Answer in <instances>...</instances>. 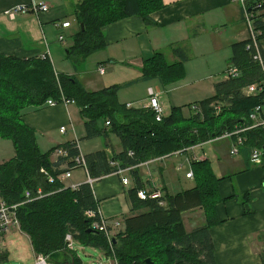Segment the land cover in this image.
<instances>
[{"label":"trees","instance_id":"obj_1","mask_svg":"<svg viewBox=\"0 0 264 264\" xmlns=\"http://www.w3.org/2000/svg\"><path fill=\"white\" fill-rule=\"evenodd\" d=\"M161 7L160 0H79L75 13L79 31L68 58L85 60L103 50L104 28L119 20L140 16L147 25H154L151 15ZM259 11L254 28L260 33L263 67L254 59L256 51L251 39L234 44L231 64L241 76L217 83L215 95L196 104L189 118L178 107L160 121L149 108H128L118 100L119 86L87 91L76 77L57 73L47 55L20 59L0 54V137L11 141L15 150L12 159L0 164V200L19 206L20 231L29 237L36 256L49 258L65 251L72 256L71 264H83L78 251L68 248L66 237L70 235L74 244L100 250L116 264H216L210 226L188 233L182 217L198 208H203L208 218L214 214L219 200L217 181L206 162L194 164L196 187L158 200H140L137 193L144 189L137 179V187L130 191L133 214L125 219L124 231L111 240L92 228L99 217L86 215L98 210L91 185L66 188L59 177L83 168L92 180L99 181L153 159L184 152L236 128L252 126L243 134L245 145L264 155V126L251 120L255 108L264 107V91L245 93L251 85L264 80V6ZM175 53L185 59L182 51ZM144 72L148 77H161L166 84L184 76L180 64L169 65L160 54L145 63ZM49 100H65L78 107L86 120L87 139L108 138L100 125L109 122L112 133L121 140L122 151L113 152L111 157L106 151L82 157L77 145L68 143L42 152L36 131L24 122L22 112L28 105L43 107ZM59 149L67 155L53 162L51 158ZM79 157L85 165L76 162Z\"/></svg>","mask_w":264,"mask_h":264},{"label":"crops","instance_id":"obj_2","mask_svg":"<svg viewBox=\"0 0 264 264\" xmlns=\"http://www.w3.org/2000/svg\"><path fill=\"white\" fill-rule=\"evenodd\" d=\"M78 1L0 0V54L16 56L20 59L47 55L57 73L76 77L87 91L97 92L112 86H119L121 89L118 92V100L121 104L128 108L147 109L149 108L150 89L159 94L160 101L164 92L171 95V90H167L170 83L166 84L159 76L145 75L144 65L155 55H162L169 65H181L184 76L171 82L172 84L185 77L186 65L197 59L196 54H207L208 50L200 44L202 40L213 39L214 49H218L215 40L216 36L223 38V27L232 25L234 28L231 33L233 37V43L230 46L231 53L226 59L228 68L232 66V46L250 39V35L240 28V23L242 25L244 21L238 0H160L161 9L151 15L154 25H147L140 16L119 20L104 28L106 47L103 50L92 54L85 60L76 57L72 59L68 58V52L73 46V38L78 33L79 26L78 31H71L73 29L71 19L74 17L76 20ZM32 2H45L50 10L39 15H19L14 21L9 19L7 12L13 7L29 5ZM65 22H70L71 26L69 28L59 27ZM76 24L78 25L77 21ZM61 35L65 37L64 42L59 41ZM218 43L223 46L222 41ZM261 48L264 52V39L261 41ZM176 50L182 51L185 59L176 55ZM91 59H93L92 63L88 66V61ZM100 69H104V74L100 73ZM219 70H223V65ZM97 76L100 78L98 79ZM153 80H159L162 90L157 85H149L148 88L145 86L147 85L145 83H151ZM228 80L230 79L226 76L224 80L217 83ZM217 83L214 84L213 95L204 100L215 95ZM137 89L147 90V97L143 99L140 96L127 94ZM245 93L248 94L247 91ZM141 101L144 103L141 104ZM193 106L190 108V115H184L186 118L191 117L195 112ZM164 108L166 109V106ZM22 114L24 122L36 131L38 145L44 153L68 143L76 144L82 157L106 151L101 149V144L97 145L96 142L79 144V139H87L86 120L73 102L65 104L62 100L54 106L44 105L37 108L28 105ZM100 126L108 134V138H105L108 155L111 157L113 152L119 154L122 151L121 140L112 133L110 126H105L103 122ZM63 127L66 129L65 133L60 131ZM234 139L222 135L194 145L195 147L191 146L184 152L153 159L138 167L121 170L99 181L95 180L91 187L102 217L112 232V237L124 231L125 219L133 214L130 191L137 187V179L141 181L144 190L158 191L164 197L177 195L196 187L194 164L201 161L206 162L208 171L216 178L219 200L210 218L203 208L183 213L186 231L191 233L210 226L216 264H264V155L259 161H253L252 156L255 149L244 144L239 154L232 156L231 146ZM3 141L4 139L0 137V144ZM227 141L230 143L227 151L215 146ZM4 153L5 147L3 148ZM58 157L61 156L55 153L51 159L57 162ZM178 157L184 159L180 168L183 169L188 165L187 172H193V178L186 177L190 182V186L186 189L181 183L175 184L174 182ZM4 162L7 161H0V164ZM63 168L65 169L66 166ZM141 169H146L145 174L141 173ZM136 172H138L137 175ZM89 179L91 178L87 171L80 168L72 171L71 177L62 181L66 188L75 189L82 184H89ZM123 179L129 181L128 186L122 183ZM122 200L125 202L123 207L120 205L123 203ZM119 210L123 212L121 217H114L117 216L114 214ZM13 229L27 236L20 231L19 226ZM8 233L4 235L3 240L7 238ZM74 248L79 256L89 255V249L105 255L100 250L83 248L77 244H74ZM34 257L36 260L35 254ZM5 259L9 261L8 257ZM107 259L114 262L111 258Z\"/></svg>","mask_w":264,"mask_h":264},{"label":"rangeland","instance_id":"obj_3","mask_svg":"<svg viewBox=\"0 0 264 264\" xmlns=\"http://www.w3.org/2000/svg\"><path fill=\"white\" fill-rule=\"evenodd\" d=\"M71 22L73 23V29L71 31H78V25L76 24V20L72 17ZM243 26V27H242ZM75 28V29H74ZM240 28L244 29L249 35L248 26L246 23H240ZM223 30V38L216 36L215 43L218 44V49H214V40L213 39H204L200 43L201 46L208 50L207 54L200 55L196 54L197 59L191 61L186 65L187 74L185 77L175 83H170L167 86V90H171V95L167 92L163 94V98H161L162 105L166 106L165 115L170 113L171 107H181L182 112L185 116L190 115L191 106L195 105L197 102L204 100L214 93V84L222 81L227 76V64L226 59L229 57L231 53L230 46L233 43V37L231 33L234 28L232 25L225 26L222 28ZM68 41L71 42V39L68 38ZM222 41V45H219L218 42ZM92 60L88 61L89 64L92 63ZM225 62V64H224ZM223 65V70H219ZM99 79L100 77L97 76ZM147 88L149 85H157L159 89L162 90V86L159 83V80H153L151 83H145ZM146 88V89H147ZM136 92V93H135ZM147 90L137 89L132 91L131 93H127L128 95H136L140 96L143 99L146 96ZM142 102V101H141ZM142 102L141 104H143ZM140 105V104H138ZM84 129V127H82ZM85 130V129H84ZM3 140V139H2ZM96 142V144H101V149L108 151V148L105 145V137L98 136L91 139L81 140L79 139V144L82 142ZM5 142V143H4ZM42 145H44L42 143ZM219 147L221 150L227 151L230 148V143L221 142L215 145ZM5 147V153L3 154V148ZM232 148V146H231ZM0 150L2 155L0 156V161H8L14 156V147L11 141L4 140L0 144ZM231 156V155H229ZM184 159L178 157L176 160L177 164V174L174 177L175 184L181 183L183 188L186 189L190 186V182L186 179L187 171L189 166L186 165L183 169L180 168L181 164H183ZM146 169H141V173L145 174ZM82 175V173H79ZM132 179L131 175H129ZM175 189V188H174ZM120 205L124 206V201ZM102 206V205H101ZM123 212L119 210L114 215V217L120 218ZM190 226H188L189 228ZM4 254L0 257V264H35L36 260L31 248V244L27 236L19 233L17 230L12 229L7 235V238L3 240ZM89 255L81 254V258L84 264H114L112 260H108L105 255H100L99 253L93 252L91 249L88 251ZM8 257L9 261L5 258Z\"/></svg>","mask_w":264,"mask_h":264},{"label":"built area","instance_id":"obj_4","mask_svg":"<svg viewBox=\"0 0 264 264\" xmlns=\"http://www.w3.org/2000/svg\"><path fill=\"white\" fill-rule=\"evenodd\" d=\"M241 9H242V17L244 23L247 24L248 26V31L250 35V39L252 41V48H255L256 54L254 56V59L259 62V64L263 67V58L260 53V42L258 41V36H260V33L257 34L254 28V20L260 16V8L264 6V1L263 0H238ZM260 1V2H259ZM50 10L49 6L47 3L42 2V3H31L29 5H18L13 7L10 11L7 12V15L10 20L14 21L17 19L19 15H28V14H35L39 15L40 13H46ZM264 20V19H263ZM59 26V24H58ZM71 26L70 22H65L59 27L63 28H69ZM59 41L64 42L65 37L63 35L59 36ZM249 49V47H248ZM100 73L104 74V69H100ZM241 76V73L239 69L235 66H230L227 70V78L228 79H237ZM264 91V80L260 82V84H254L251 85L247 89V93L249 95H256L259 92ZM65 104H68L69 101L63 100ZM56 105V102L53 100H49L45 106H54ZM149 108L152 110V112L155 114L157 121H160L164 118L165 116V108L160 102L159 94L156 93L154 90L150 89L149 90ZM194 110H196V106H193ZM251 120L254 122L263 125L264 126V107L262 108L261 106H258L255 108V111L251 115ZM106 126H110V123L107 122ZM253 128L248 127V128H236L232 132H228L224 134V137H229V138H235L234 142L232 144V149H231V155L236 156L240 152V148L245 144V137H243V134ZM65 128H61V133H65ZM195 147V146H194ZM56 153L59 156H66L67 153L63 149H59L56 151ZM262 157V153L258 150H255L253 152L252 160L253 161H259ZM198 160V159H196ZM76 162L82 163L85 165L84 159L82 157H79L76 159ZM121 173V172H120ZM71 173L68 172L65 175H62L59 177V179L62 181L66 178H70ZM186 177L188 179L193 178V172L190 171L187 173ZM48 180L50 183L54 182V179L52 177L48 176ZM89 184H93L95 180L89 179ZM122 183L125 186L129 185V181L127 179H123ZM42 192L39 191V194ZM137 196L140 200L147 201V200H158L162 198V195L158 191H148V190H139L137 193ZM31 197L30 193H26V198L29 199ZM164 202L161 203L163 205ZM18 205L10 206L7 205L4 201L0 200V257L4 253V247H3V238L4 235L7 234L10 230L13 228H16L19 226V222L17 219V209ZM88 218H96V216L99 217V220L96 221L95 223L92 224V228L96 231L103 232L105 233L108 238L111 240L112 238V232L108 229L107 223L102 217V214L100 212V209L96 212L89 211L86 214ZM66 240L68 242V248L70 250H74V242L72 240V237L68 235L66 237ZM35 264H50L48 258H45L44 256H36V263Z\"/></svg>","mask_w":264,"mask_h":264},{"label":"water","instance_id":"obj_5","mask_svg":"<svg viewBox=\"0 0 264 264\" xmlns=\"http://www.w3.org/2000/svg\"><path fill=\"white\" fill-rule=\"evenodd\" d=\"M113 242H115V239H113ZM48 260L53 264H71L72 256L65 251H60L50 255ZM148 264H151L150 261H148Z\"/></svg>","mask_w":264,"mask_h":264}]
</instances>
